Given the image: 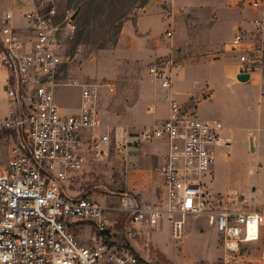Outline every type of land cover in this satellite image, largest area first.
<instances>
[{
  "label": "built area",
  "instance_id": "built-area-1",
  "mask_svg": "<svg viewBox=\"0 0 264 264\" xmlns=\"http://www.w3.org/2000/svg\"><path fill=\"white\" fill-rule=\"evenodd\" d=\"M246 4L254 14L227 43L234 58L227 66L234 78L248 73L251 80L264 71V0ZM22 7L24 26L14 23L11 9L0 19V62L8 73L7 110L0 118V264H150L151 231L166 219L172 238L182 240L187 214L204 216L217 230L222 264H264V248L256 255L243 252L247 242L264 240V205L219 208V199L205 198L203 177L211 172L216 146L225 142L221 122L197 116L172 91L183 56L171 51L147 67L169 94L166 116L112 136L99 101L101 87L112 92L114 85L62 81L63 42L75 28L71 15H62L59 0H22ZM172 38L166 30L164 40ZM65 85L80 87L75 112H64L57 100L56 90ZM152 140L167 146L160 201L142 203L126 191L116 203L68 193L65 184L87 158H108L111 151Z\"/></svg>",
  "mask_w": 264,
  "mask_h": 264
},
{
  "label": "rangeland",
  "instance_id": "rangeland-1",
  "mask_svg": "<svg viewBox=\"0 0 264 264\" xmlns=\"http://www.w3.org/2000/svg\"><path fill=\"white\" fill-rule=\"evenodd\" d=\"M75 7L81 11L73 19L75 28L63 42L61 78L62 81L95 80L114 85L112 92L101 87L99 101L101 117L111 125V135H120L125 130L133 133L146 119L150 123L166 116L162 89L147 73V67L157 56L176 50L185 61L176 73L179 75H175L176 80L192 92L185 103L192 109L197 104L196 115L218 120L222 124L220 136L231 137L229 144L215 148L211 172L203 177L205 198L219 199L216 203L219 208L242 206L252 210L264 205V101L259 107V86L251 85L250 81L237 82L230 77L231 68L227 66L234 61L233 53L226 49L235 32L233 25L245 24L254 14L246 0H59L63 16H70ZM9 8L20 18V0H0V19ZM214 22L217 28L211 33L208 28ZM20 24L24 26V20L20 19ZM166 30L173 32L171 42L164 40ZM191 39L195 41V48L188 56L184 54L185 47L191 44ZM212 39L216 47L204 48ZM205 55L221 62L214 71L216 80L211 96L203 83L208 63ZM7 77V70L0 62V118L7 110L4 88ZM261 82L264 85V71ZM80 92L77 85L58 87L56 97L64 112L78 110ZM192 98L196 102H191ZM154 103L156 110L148 111ZM258 116H262L259 123ZM112 152L100 160L87 158L84 169L71 185L65 184L67 189L70 187L68 193L118 202L120 192L125 189L123 176L112 165ZM157 185L162 188L161 177ZM184 228L182 240L172 238L166 219L159 229L151 231L150 264H222L219 233L206 224L204 216L187 214ZM262 248L264 240L247 242L243 252L256 255Z\"/></svg>",
  "mask_w": 264,
  "mask_h": 264
},
{
  "label": "crops",
  "instance_id": "crops-1",
  "mask_svg": "<svg viewBox=\"0 0 264 264\" xmlns=\"http://www.w3.org/2000/svg\"><path fill=\"white\" fill-rule=\"evenodd\" d=\"M21 1L22 0H20L21 10L19 11L18 17H20V14L23 10ZM13 14H14V23L17 25H22L20 24L21 18H17L16 13L13 12ZM241 25L242 26L247 25L246 20H245V24L233 25L235 31L237 30L238 26ZM216 28L217 26L214 22L208 29L212 33ZM189 41H191V44L189 45L186 44L185 47L186 50L184 54L185 55L188 54V56H191L189 55V52L191 54V52L194 51V49L192 48H195V46L193 45L195 44V41L194 39L193 40L191 39ZM216 45H217L216 41L212 39V40H208L206 44L203 45V47L209 49V48H215ZM205 56L207 58L208 63L204 69L205 72L203 74V83L204 86H206L205 88L206 91H209L208 96H211L214 92V88H215L214 82L216 80V72L214 71H217L218 65H220L221 62L220 59H210L208 55ZM224 66L225 64L223 65V67ZM229 71H230L229 73L230 77L234 78V76L232 75V70L229 69ZM253 74L254 75L257 74V78L254 77ZM178 75H176V77ZM185 76H186V71L183 73L182 77L185 78ZM252 76L253 77L251 80H249L250 81L249 83L251 85H258L260 88L257 97L258 100L257 103L259 104L260 107V103L264 101V93H262V90H264V85H260L262 83L261 82L262 73L259 74L257 72H254L252 73ZM176 77H174L175 80H173L172 91L180 101L185 102V100L187 99L186 97L192 94L191 89H189L188 87L182 88L179 83V79L176 80ZM234 80H236V78H234ZM236 81L238 82V80ZM162 92L163 95L161 96V98H164L166 101V112H167V104H168L167 102H168L169 94L165 90H162ZM151 106H153L152 112H154L156 110L155 103ZM196 106L195 108H193L194 113L197 112ZM261 119L262 116L260 117L258 116V123L259 121H261ZM146 124H149V119H146L145 124H143L142 126ZM222 138L224 139L225 145L230 143V138H231L230 136L223 135ZM166 149L167 146L165 142L161 140H152V141H143L137 144H130L128 147H121L119 152H112L111 162L114 168L116 169V171L118 169L119 173H121V175L123 176L122 182L125 191L136 196V198L142 203H153L160 201L163 198L164 195L163 186L162 188L158 187L157 182H158V178L161 177L159 170H160V166L164 162V154L166 152ZM241 209H245V208L241 206V208L237 210H241Z\"/></svg>",
  "mask_w": 264,
  "mask_h": 264
},
{
  "label": "water",
  "instance_id": "water-1",
  "mask_svg": "<svg viewBox=\"0 0 264 264\" xmlns=\"http://www.w3.org/2000/svg\"><path fill=\"white\" fill-rule=\"evenodd\" d=\"M76 17V12L72 13L70 18L73 20ZM236 78L240 82H248L249 80V74L248 73H240L236 75Z\"/></svg>",
  "mask_w": 264,
  "mask_h": 264
},
{
  "label": "trees",
  "instance_id": "trees-1",
  "mask_svg": "<svg viewBox=\"0 0 264 264\" xmlns=\"http://www.w3.org/2000/svg\"><path fill=\"white\" fill-rule=\"evenodd\" d=\"M70 2L72 1V0H69ZM76 6H77V3L75 4ZM80 9L78 8V7H75V12L77 13V15H79L80 14ZM84 35V33L83 32H81V35ZM87 35H89V31H87Z\"/></svg>",
  "mask_w": 264,
  "mask_h": 264
}]
</instances>
